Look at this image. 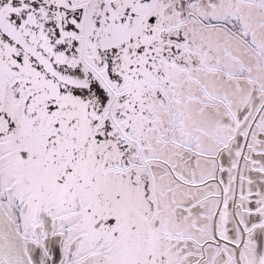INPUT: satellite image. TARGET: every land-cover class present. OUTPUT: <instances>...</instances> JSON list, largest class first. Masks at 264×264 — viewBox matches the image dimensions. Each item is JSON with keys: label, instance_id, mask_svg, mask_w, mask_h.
Here are the masks:
<instances>
[{"label": "snow or ice", "instance_id": "snow-or-ice-1", "mask_svg": "<svg viewBox=\"0 0 264 264\" xmlns=\"http://www.w3.org/2000/svg\"><path fill=\"white\" fill-rule=\"evenodd\" d=\"M0 264H264V0H0Z\"/></svg>", "mask_w": 264, "mask_h": 264}]
</instances>
